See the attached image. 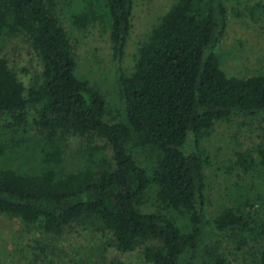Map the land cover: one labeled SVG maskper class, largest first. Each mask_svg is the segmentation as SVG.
<instances>
[{"label": "trees", "instance_id": "trees-1", "mask_svg": "<svg viewBox=\"0 0 264 264\" xmlns=\"http://www.w3.org/2000/svg\"><path fill=\"white\" fill-rule=\"evenodd\" d=\"M251 1H169L127 71L135 0H0V136L19 133L0 138V158L30 162L0 166V216L34 238L82 237L91 254L76 264H118L102 261L109 248L142 264H228L229 243L242 264H264V141L236 153L238 179L216 205L204 148L216 123L264 117V68L231 71L221 56L231 16L262 20ZM63 21L107 35L121 115L109 118L105 95L78 74ZM18 41L30 62L17 68ZM67 134L85 141L79 164Z\"/></svg>", "mask_w": 264, "mask_h": 264}, {"label": "rangeland", "instance_id": "rangeland-1", "mask_svg": "<svg viewBox=\"0 0 264 264\" xmlns=\"http://www.w3.org/2000/svg\"><path fill=\"white\" fill-rule=\"evenodd\" d=\"M171 0H135L136 6L132 18V28L126 43L122 65L127 71L131 69L139 41L149 31L158 15L168 6ZM253 1V0H252ZM251 1V2H252ZM264 4V0H256ZM71 37L77 61V72L80 76L103 93L108 103V117L122 114L120 100L114 82V72L110 57L107 35L98 27L86 31L78 30L67 21H63ZM23 49H15L11 53L10 62L17 68L28 65V46L18 41ZM222 64L228 70L235 71L236 64L251 70L264 68V14L260 21H253L248 14L241 19L231 16L228 32L223 40L221 51ZM237 59V62H236ZM241 70V68H240ZM119 110V111H118ZM18 132L12 136L17 137ZM6 132L0 136L1 141L11 138ZM264 141V117L242 118L233 116L227 122H218L213 131L206 137L204 148L209 155L206 174L208 176V192L213 205L226 197V191L233 187L239 172L236 164V153L252 149ZM85 141L76 134H67L62 145L69 162L79 164V155L84 149ZM137 156L144 154L139 151L146 149L135 145ZM15 153L0 158V166L24 168L29 165ZM24 228L20 222L7 216H0V264H76L73 260L87 258L91 252L87 249L89 243L77 234H67L59 238L39 237V232ZM88 239V238H87ZM53 241L48 251L43 246ZM230 246V247H229ZM228 245V264H242L241 258H236V249ZM34 258L26 257V253ZM102 261L109 263L117 260L118 264H142L137 253H120L116 249H106L100 252ZM49 259L55 261L50 263ZM237 260V261H236ZM116 262V263H117ZM83 264V263H82ZM89 264V263H84Z\"/></svg>", "mask_w": 264, "mask_h": 264}]
</instances>
